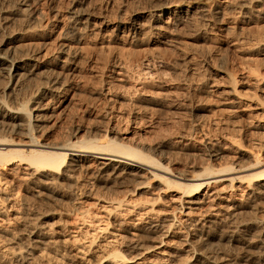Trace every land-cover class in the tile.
<instances>
[{
  "label": "rangeland",
  "instance_id": "1",
  "mask_svg": "<svg viewBox=\"0 0 264 264\" xmlns=\"http://www.w3.org/2000/svg\"><path fill=\"white\" fill-rule=\"evenodd\" d=\"M34 1L38 2L35 7L45 16L41 62L52 56L62 60L57 49L63 33L72 35L69 10H84L90 25L85 33L75 37L76 41L71 38L74 43L69 42L73 44V56L69 72L62 77L65 92L56 95L53 102L59 115L49 119L48 128L39 138L41 142L67 139L72 134L74 142L111 140L159 164L156 170H151L155 175L163 176V171L168 170L174 178L192 170L196 172L199 166L207 163V157L198 152L205 142H215V148H224L221 161L235 162L236 167L249 164L248 153L252 150L255 133L264 137V52L257 51L258 45L264 43V8L250 21L247 17L226 13L219 24L204 26L205 22L198 20L173 35L165 34L160 38L147 30L133 35L126 27L134 19L144 24L147 15L156 12L160 4H180L185 10L188 1L205 0ZM220 1L221 4L225 2ZM54 63L51 68L57 70ZM106 88L107 93L104 92ZM76 128L79 130L75 131ZM104 135L108 137L105 139ZM234 152L236 158L231 156ZM88 165L87 176L78 177L83 185L80 197L66 182L57 186L59 195L52 199L34 198L33 190L17 180L4 186L6 193L14 196L10 214L18 210L32 217L48 214L36 222L38 228L53 232L54 237L68 239L60 244L59 264H111L104 262L101 252L108 235L93 231L101 226L96 214H101L99 208L107 205V199L111 202L120 199L127 205L137 202L147 207L150 204L155 213L148 215L152 218L146 216L144 222L161 217L179 202L181 191L159 186L156 179H149L147 175L134 177L135 180L127 177L116 184L106 174L96 175L93 162ZM19 171L21 174V167ZM142 182L145 186L140 185ZM224 186L227 185L221 183L218 187L221 191L216 192L212 203L225 204L224 199L229 194L232 201L237 200L240 192ZM75 198L83 202L81 207L73 206ZM86 208L89 212L81 214ZM135 213H113L110 220L117 218L128 222ZM210 213L198 217L205 219ZM248 217L249 213L240 216L241 219ZM76 222L85 227L76 236L77 241L68 237L75 236L71 232L76 231L77 226L82 228ZM172 235L175 238H161L165 244L159 246L160 249L174 251L173 257L163 264L189 263L193 256L184 251V244L177 243L178 234ZM18 237L20 242L26 243L25 233H18ZM90 241L93 242L91 254L84 251ZM143 242L144 247L152 246L148 241ZM122 250L123 256H134L131 251ZM159 251L152 249L145 258H150L151 264H162L157 261ZM92 255L94 263L90 260ZM10 262L12 259L7 263ZM32 264L45 263L36 260Z\"/></svg>",
  "mask_w": 264,
  "mask_h": 264
},
{
  "label": "bare ground",
  "instance_id": "2",
  "mask_svg": "<svg viewBox=\"0 0 264 264\" xmlns=\"http://www.w3.org/2000/svg\"><path fill=\"white\" fill-rule=\"evenodd\" d=\"M35 3L34 0H0V264H10L7 263L9 259H12L11 264H32L36 260L59 264L60 244L68 241L65 237H54L53 232L38 228L36 222L48 214L32 217L19 210L10 214L14 196L6 193L4 186L17 180L33 190L34 198L52 199L59 195L57 186L66 182L77 190L79 196L83 185L78 177L87 176L86 170L90 166L86 164L89 162L96 166V175L106 174L116 184L127 177L147 175L149 179H156L159 186L181 191H178L179 202L176 200L178 203L169 212L161 217L156 215L157 219L147 222H144L145 217L155 213L150 204L147 207L137 202L127 205L120 199L117 202L107 199V205L99 208L102 215L96 214L101 219V226L93 229L94 234L108 235L104 248L101 247L103 250L100 249L104 262L151 264L150 258H145V255L156 249L160 250L157 261L163 264L173 257L174 251L161 250L160 247L165 244L161 238H175L172 234H178L177 243L184 244V251L193 256L187 264H264V137L259 134L255 133L251 141L247 166L236 167L235 162L221 161L224 148H215V142H205L198 152L207 157V163L199 166L198 171L192 170L178 178H174L168 170L163 171V176L155 175L151 170H156L159 164L129 146L111 140L102 143L94 139L74 142V134L50 143L39 140L48 128L49 119L58 114L53 107L54 97L65 92L62 77L67 73L73 56V44L69 42L74 41L71 38L85 33L90 25L84 10H69L68 23L72 35L63 33L62 43L57 49L62 60L52 56L41 62L39 56L44 45L45 16L38 11ZM179 5L160 4L156 12L147 15L144 24L134 19L126 30L133 35L147 30L162 38L165 34H175L183 26L194 25L198 20L205 22L204 26L219 24L226 13L247 17L250 21L264 8V0H225L222 4L220 0L188 1L185 10ZM257 51L264 52V43L258 45ZM53 63L58 71L55 68L52 70ZM107 89L104 92L107 93ZM103 137L106 139L108 136ZM232 154L236 158L237 154ZM20 167L22 173L18 174ZM242 172L247 173L243 175ZM144 183L140 185L145 186ZM221 183L222 186L223 183L227 185L225 188L239 191V199L232 201L229 194L224 199L225 204L212 203L216 192L221 191L218 189ZM72 203L73 206L83 205L76 198ZM82 211L81 214L89 212L87 208ZM209 211L210 217H198ZM134 212L133 219L128 222L117 218L110 220L113 213ZM244 213H249L250 217L241 219ZM81 222L84 223V220ZM78 224L82 228L76 224V231L71 232L75 236L69 233V239L77 238L79 232L85 229L83 224ZM20 232L25 233L26 243L20 242ZM179 234H182V239ZM143 240L152 246L144 247ZM92 245L93 242H88L84 251L91 254ZM214 246L217 248H212ZM122 249L131 251L134 256H123ZM92 257L90 260L94 263L95 256ZM6 258H9L8 261Z\"/></svg>",
  "mask_w": 264,
  "mask_h": 264
}]
</instances>
